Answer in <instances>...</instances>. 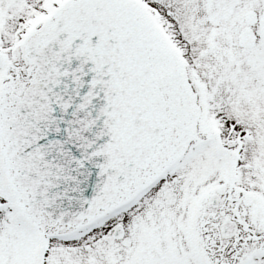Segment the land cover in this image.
Listing matches in <instances>:
<instances>
[{
    "label": "snow or ice",
    "instance_id": "obj_1",
    "mask_svg": "<svg viewBox=\"0 0 264 264\" xmlns=\"http://www.w3.org/2000/svg\"><path fill=\"white\" fill-rule=\"evenodd\" d=\"M0 264H264V0H0Z\"/></svg>",
    "mask_w": 264,
    "mask_h": 264
}]
</instances>
